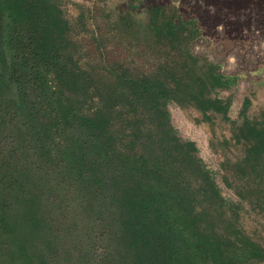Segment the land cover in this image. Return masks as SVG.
Returning a JSON list of instances; mask_svg holds the SVG:
<instances>
[{
  "label": "rangeland",
  "instance_id": "rangeland-1",
  "mask_svg": "<svg viewBox=\"0 0 264 264\" xmlns=\"http://www.w3.org/2000/svg\"><path fill=\"white\" fill-rule=\"evenodd\" d=\"M49 2L66 25V51L93 81L88 103L107 105L122 121L126 108L135 111L155 149L162 119L154 113L163 112L171 134L192 145L201 168L202 174L181 175L182 187L196 193L197 209L214 216L232 241L239 237L236 248L248 239L264 249V0ZM138 79L161 96L154 101ZM62 148L56 140L52 152ZM179 156L176 164L185 161ZM79 169H66L64 181L50 174L57 197L51 218L59 228L36 247L41 253L45 240L59 247L49 264H115L108 262L107 219L97 217L102 211L88 194L92 179Z\"/></svg>",
  "mask_w": 264,
  "mask_h": 264
},
{
  "label": "trees",
  "instance_id": "trees-1",
  "mask_svg": "<svg viewBox=\"0 0 264 264\" xmlns=\"http://www.w3.org/2000/svg\"><path fill=\"white\" fill-rule=\"evenodd\" d=\"M65 31L49 0H0V264H49L59 247L45 240L40 253L36 241L59 228L51 218L57 197L50 174L64 181L66 169L78 166L92 179L88 194L102 211L97 217L107 219L108 262L264 261V249L248 239L236 248L239 237L219 232L215 217L197 209L190 185L182 187L181 175L202 171L192 145L171 134L163 112L154 113L162 119L155 149L135 111L126 108L123 122L107 105L88 103L93 81L66 51ZM141 82L148 81L135 84L154 101L161 96ZM56 140L63 148L53 153ZM175 154L185 161L176 164ZM45 191L47 204H41Z\"/></svg>",
  "mask_w": 264,
  "mask_h": 264
}]
</instances>
